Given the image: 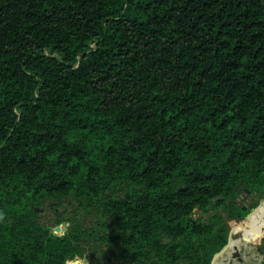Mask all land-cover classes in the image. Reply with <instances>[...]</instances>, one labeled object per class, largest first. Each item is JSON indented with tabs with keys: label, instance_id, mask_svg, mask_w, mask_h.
<instances>
[{
	"label": "trees",
	"instance_id": "trees-1",
	"mask_svg": "<svg viewBox=\"0 0 264 264\" xmlns=\"http://www.w3.org/2000/svg\"><path fill=\"white\" fill-rule=\"evenodd\" d=\"M263 202L264 0H0V264H212Z\"/></svg>",
	"mask_w": 264,
	"mask_h": 264
},
{
	"label": "rangeland",
	"instance_id": "rangeland-1",
	"mask_svg": "<svg viewBox=\"0 0 264 264\" xmlns=\"http://www.w3.org/2000/svg\"><path fill=\"white\" fill-rule=\"evenodd\" d=\"M252 202H254V199L244 194L237 201H235V204L237 206H242L244 208H247ZM74 204H75L74 202L69 201L68 207L66 208H64V206H62V208L57 207L55 204L52 206V208H49V207L45 208V211L43 213H40L39 221L42 223L43 226H45L48 230H50V232L54 236L64 237L69 233L71 221L76 216L73 213ZM84 215L86 214L82 213V215L79 216V218L83 217ZM213 215H214L213 209H208L206 211H201L197 209L194 211V214L192 216V221L193 222L201 221L203 223L210 224L211 218ZM86 218H87V221H86L85 226L86 228L91 229L92 226L95 224L92 221L94 218L92 216H86ZM263 221L264 219L262 220L261 223H263ZM62 226L63 227L65 226L67 228L64 234L59 235V231L56 234H54V232H56V228L62 227ZM234 227H235V224H233L232 228ZM251 228H254L257 230L258 226L251 227ZM111 230L112 228H110V230L107 231L108 235L111 233ZM102 231L103 230L101 228H95L96 236L102 234ZM262 234H264V227L260 232L256 231V233H248L244 230H240V232L236 235L235 240H239L238 248L236 249L241 253L240 262L243 259V251L239 250V247H240L241 241L245 240L247 241V243H249L251 248H255L256 250L255 253H258L261 256H263L262 264L264 263V235ZM259 237H260V240H259ZM90 247H91L90 243H84L85 251L87 255H89V257L95 258L94 255H97L99 257L98 258L99 260H97L98 264H106L108 257L111 259L117 260V258L113 256V250L110 247L105 246V244H101V245L99 244V245H95V247H91V248ZM91 251H94L93 253L94 255H91ZM237 264H240L239 260L237 261Z\"/></svg>",
	"mask_w": 264,
	"mask_h": 264
},
{
	"label": "bare ground",
	"instance_id": "bare-ground-1",
	"mask_svg": "<svg viewBox=\"0 0 264 264\" xmlns=\"http://www.w3.org/2000/svg\"><path fill=\"white\" fill-rule=\"evenodd\" d=\"M262 225L264 226V221ZM240 230H244L248 233H255L258 230H262V226H259L257 230L249 226H246V225H238L237 227H234V229L232 230L233 238L229 244L231 247V252H232V264H237L238 259L240 260V258H233L234 250L238 248V242H239V240H235V238H236V235L240 232Z\"/></svg>",
	"mask_w": 264,
	"mask_h": 264
},
{
	"label": "flooded vegetation",
	"instance_id": "flooded-vegetation-1",
	"mask_svg": "<svg viewBox=\"0 0 264 264\" xmlns=\"http://www.w3.org/2000/svg\"><path fill=\"white\" fill-rule=\"evenodd\" d=\"M45 211V209H43L42 211H41V213H43ZM263 219H264V217H263ZM262 219V220H263ZM262 222V221H261ZM263 223H260L259 224V226H262V229H263V225H262ZM238 226V225H237ZM237 226H235V227H237ZM258 226V227H259ZM64 228L66 229V227L64 226ZM261 230H258V232H260ZM256 233V232H255ZM83 242L84 243H88V241L87 240H83ZM90 243V245H91V247H95V245H96V243H94V242H89ZM90 247V248H91ZM83 248H84V246H83ZM85 249V248H84ZM94 253V251H91V255H94L93 254ZM94 257L95 258H91V257H89V255H87V253L85 252V254H84V262H83V264H98L97 263V260H99L98 258V256L97 255H94ZM117 258V257H116ZM106 264H124L120 259H118L117 258V260H114V259H111V258H107V263Z\"/></svg>",
	"mask_w": 264,
	"mask_h": 264
},
{
	"label": "water",
	"instance_id": "water-1",
	"mask_svg": "<svg viewBox=\"0 0 264 264\" xmlns=\"http://www.w3.org/2000/svg\"><path fill=\"white\" fill-rule=\"evenodd\" d=\"M262 205H264V202L262 203ZM60 229H61V227H57L56 228V232H54V234H56L58 231H60ZM67 229V228H66ZM234 228H232L231 230H230V233H229V237H228V243H227V245L213 258V263L212 264H214L215 263V261H216V259H217V257H218V255H220V254H222L224 251H225V249L229 246V244H230V241L232 240V238H233V233H232V230H233ZM259 250H261V249H259ZM240 256H241V253L237 250V249H235L234 250V253H233V258H240Z\"/></svg>",
	"mask_w": 264,
	"mask_h": 264
}]
</instances>
